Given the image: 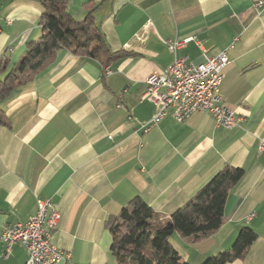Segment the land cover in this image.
<instances>
[{
  "label": "crops",
  "instance_id": "crops-1",
  "mask_svg": "<svg viewBox=\"0 0 264 264\" xmlns=\"http://www.w3.org/2000/svg\"><path fill=\"white\" fill-rule=\"evenodd\" d=\"M67 10L92 19L113 55L59 49L1 103L0 234L32 218L37 199L50 200L60 213L50 240L71 255L56 264H117L107 221L132 198L166 218L231 165L244 174L228 192L220 228L198 242L177 232L169 241L200 264L248 226L256 240L227 264H264V0H68ZM41 13L36 0H0V56L11 65L40 36ZM223 50L219 95L242 116L239 125L218 127L206 112L177 120L171 108L148 124L157 107L142 94L153 71L174 57L199 63ZM26 258L21 243L5 255L0 239V264Z\"/></svg>",
  "mask_w": 264,
  "mask_h": 264
},
{
  "label": "trees",
  "instance_id": "trees-1",
  "mask_svg": "<svg viewBox=\"0 0 264 264\" xmlns=\"http://www.w3.org/2000/svg\"><path fill=\"white\" fill-rule=\"evenodd\" d=\"M36 1L42 8L40 36L26 45L21 59L12 65L9 58L0 56V106L16 88L50 63L59 49L92 57L113 55L92 19L76 20L71 16L68 0ZM0 123H5L1 111ZM243 174L240 167L223 166L183 205L162 219L156 218L139 196L132 198L107 221L112 237L110 252L117 264H192L181 258L170 236L177 232L198 242L212 235L224 222L228 192ZM256 238L253 229L241 227L227 250L200 264H227L243 258Z\"/></svg>",
  "mask_w": 264,
  "mask_h": 264
},
{
  "label": "built area",
  "instance_id": "built-area-1",
  "mask_svg": "<svg viewBox=\"0 0 264 264\" xmlns=\"http://www.w3.org/2000/svg\"><path fill=\"white\" fill-rule=\"evenodd\" d=\"M261 4L262 1H258L255 6L260 7ZM191 39L172 40L166 46L175 53ZM228 63L227 52L223 50L214 56L204 55L199 63H193L186 57H174L170 65L153 71L146 78L142 94V98L157 107L148 124L156 123L171 108L177 120H183L193 112H206L213 117L218 127L239 125L242 116L224 104L219 95V86ZM106 70L109 71L108 68ZM260 148H264L263 141ZM36 202L37 210L32 218L16 221L3 228L0 239L5 247V255L12 245L21 243L27 252L24 264H56L70 260V253L61 250L50 240L60 213L50 200L37 199Z\"/></svg>",
  "mask_w": 264,
  "mask_h": 264
},
{
  "label": "rangeland",
  "instance_id": "rangeland-1",
  "mask_svg": "<svg viewBox=\"0 0 264 264\" xmlns=\"http://www.w3.org/2000/svg\"><path fill=\"white\" fill-rule=\"evenodd\" d=\"M104 72H108V70H106V68H108L109 69V71H110V68H109V66H106V65H104ZM190 115V114H189ZM262 142V141H261ZM261 144V143H260Z\"/></svg>",
  "mask_w": 264,
  "mask_h": 264
}]
</instances>
